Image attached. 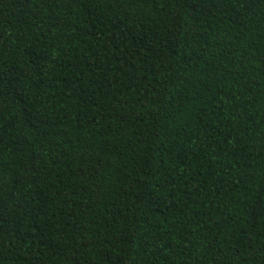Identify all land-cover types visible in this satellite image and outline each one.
Returning a JSON list of instances; mask_svg holds the SVG:
<instances>
[{"label": "trees", "instance_id": "16d2710c", "mask_svg": "<svg viewBox=\"0 0 264 264\" xmlns=\"http://www.w3.org/2000/svg\"><path fill=\"white\" fill-rule=\"evenodd\" d=\"M0 264H264V0H0Z\"/></svg>", "mask_w": 264, "mask_h": 264}]
</instances>
